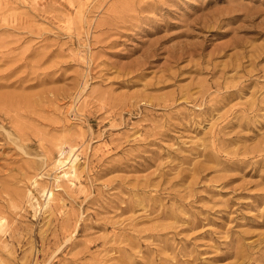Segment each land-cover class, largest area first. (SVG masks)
Masks as SVG:
<instances>
[{
	"label": "rangeland",
	"instance_id": "374dc122",
	"mask_svg": "<svg viewBox=\"0 0 264 264\" xmlns=\"http://www.w3.org/2000/svg\"><path fill=\"white\" fill-rule=\"evenodd\" d=\"M0 217V264H264V0H0Z\"/></svg>",
	"mask_w": 264,
	"mask_h": 264
},
{
	"label": "bare ground",
	"instance_id": "6f19581e",
	"mask_svg": "<svg viewBox=\"0 0 264 264\" xmlns=\"http://www.w3.org/2000/svg\"><path fill=\"white\" fill-rule=\"evenodd\" d=\"M78 156L73 152V149L61 150L60 158L56 163V170H58L55 175V180L64 181L68 185H73L74 179L77 177V166H78ZM44 195H46L45 206L49 205L54 200V192L52 190H44ZM3 220L0 217V227L3 226Z\"/></svg>",
	"mask_w": 264,
	"mask_h": 264
}]
</instances>
